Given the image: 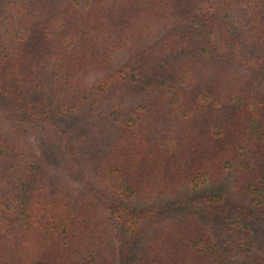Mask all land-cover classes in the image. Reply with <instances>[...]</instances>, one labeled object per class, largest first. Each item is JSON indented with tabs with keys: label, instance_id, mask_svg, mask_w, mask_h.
<instances>
[{
	"label": "trees",
	"instance_id": "16d2710c",
	"mask_svg": "<svg viewBox=\"0 0 264 264\" xmlns=\"http://www.w3.org/2000/svg\"><path fill=\"white\" fill-rule=\"evenodd\" d=\"M0 264H264V0H0Z\"/></svg>",
	"mask_w": 264,
	"mask_h": 264
},
{
	"label": "rangeland",
	"instance_id": "374dc122",
	"mask_svg": "<svg viewBox=\"0 0 264 264\" xmlns=\"http://www.w3.org/2000/svg\"><path fill=\"white\" fill-rule=\"evenodd\" d=\"M112 57H113V59H114V61H115L116 63H119L121 60H122V62H123V60H124L125 57H126V52H125V50L118 51V52H116ZM192 193H193V194H196V193H197V189L192 190Z\"/></svg>",
	"mask_w": 264,
	"mask_h": 264
}]
</instances>
